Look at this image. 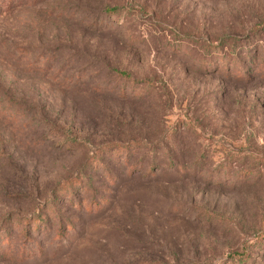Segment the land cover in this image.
<instances>
[{
  "label": "rangeland",
  "instance_id": "obj_1",
  "mask_svg": "<svg viewBox=\"0 0 264 264\" xmlns=\"http://www.w3.org/2000/svg\"><path fill=\"white\" fill-rule=\"evenodd\" d=\"M262 60L264 0H0V264H264Z\"/></svg>",
  "mask_w": 264,
  "mask_h": 264
},
{
  "label": "trees",
  "instance_id": "obj_2",
  "mask_svg": "<svg viewBox=\"0 0 264 264\" xmlns=\"http://www.w3.org/2000/svg\"><path fill=\"white\" fill-rule=\"evenodd\" d=\"M250 57H251V55H247L246 58H248V60H249ZM260 63L262 65V67H264V60L260 61ZM244 66L242 65L243 69H245ZM244 78H247V75L245 73H239L236 76V79H238V80H240V79L243 80ZM113 180H115L114 177H113ZM74 186H76L75 188L78 189V191H82V190H85L87 188V186H85V185L83 187V185L81 184V181L80 180L79 181H76V182H70L69 184H66L64 188L67 189V190H69L68 198H67V201L66 202L69 203L70 206L72 205V206H76V207L81 208L82 205H80V203L78 201H76V199L72 195V192L74 191ZM83 188H85V189H83ZM92 204H93V206H95V205L96 206L97 205L99 206V204L98 203H95V202H92ZM83 208H84V206H83ZM43 217L45 218L44 215H43ZM43 222H45V220L42 219V217H39V215H36V216H33L29 221L27 220L26 223L32 225L35 229H37L38 227H40L42 229L43 225L38 226V224H40V223L42 224ZM58 222H59V220H58ZM62 223L63 222H59L60 225H62ZM63 224L65 225V228H68V226H71V224L68 223L67 221H65ZM60 229H61V227H60ZM4 238L6 239L5 236H4Z\"/></svg>",
  "mask_w": 264,
  "mask_h": 264
}]
</instances>
